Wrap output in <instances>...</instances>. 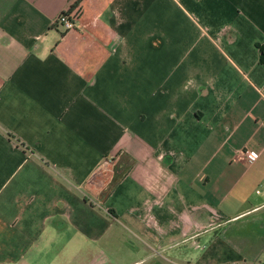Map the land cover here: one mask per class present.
Returning a JSON list of instances; mask_svg holds the SVG:
<instances>
[{"label": "crops", "instance_id": "crops-1", "mask_svg": "<svg viewBox=\"0 0 264 264\" xmlns=\"http://www.w3.org/2000/svg\"><path fill=\"white\" fill-rule=\"evenodd\" d=\"M260 44L264 0H0V264L97 263L94 200L138 262L264 264Z\"/></svg>", "mask_w": 264, "mask_h": 264}, {"label": "rangeland", "instance_id": "rangeland-1", "mask_svg": "<svg viewBox=\"0 0 264 264\" xmlns=\"http://www.w3.org/2000/svg\"><path fill=\"white\" fill-rule=\"evenodd\" d=\"M93 202L96 208L104 211L114 227L104 234L96 246L81 247L80 242L76 246V243H73L68 253L73 259L96 261L95 264H196V255L203 253L206 249V243L203 240H198L192 245L195 239L192 240L190 236L188 239L169 246L166 259L157 255L151 259H144L147 261L145 263L138 262L148 254L146 251L150 249L146 241L147 236L131 227L126 219H117L116 222L100 201L94 200Z\"/></svg>", "mask_w": 264, "mask_h": 264}, {"label": "built area", "instance_id": "built-area-1", "mask_svg": "<svg viewBox=\"0 0 264 264\" xmlns=\"http://www.w3.org/2000/svg\"><path fill=\"white\" fill-rule=\"evenodd\" d=\"M59 21L64 24L66 28H72L75 26L74 20L70 17L68 12H63L59 16ZM259 153L253 150H248L246 152V158L249 161H254L258 157ZM262 190V187H258L256 189L257 192H260Z\"/></svg>", "mask_w": 264, "mask_h": 264}, {"label": "trees", "instance_id": "trees-1", "mask_svg": "<svg viewBox=\"0 0 264 264\" xmlns=\"http://www.w3.org/2000/svg\"><path fill=\"white\" fill-rule=\"evenodd\" d=\"M260 47H261V49H262V56H261V60L262 61H264V44H260ZM22 142V141H21ZM120 171H118V169L116 170V173H115V175H116V177H118V176H120Z\"/></svg>", "mask_w": 264, "mask_h": 264}]
</instances>
